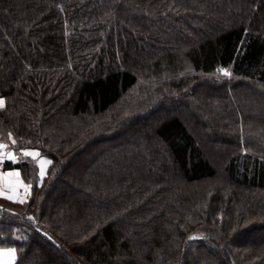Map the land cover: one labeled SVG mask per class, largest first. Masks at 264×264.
I'll return each mask as SVG.
<instances>
[{"label": "trees", "instance_id": "1", "mask_svg": "<svg viewBox=\"0 0 264 264\" xmlns=\"http://www.w3.org/2000/svg\"><path fill=\"white\" fill-rule=\"evenodd\" d=\"M0 100L13 264H264V0H0Z\"/></svg>", "mask_w": 264, "mask_h": 264}, {"label": "crops", "instance_id": "2", "mask_svg": "<svg viewBox=\"0 0 264 264\" xmlns=\"http://www.w3.org/2000/svg\"><path fill=\"white\" fill-rule=\"evenodd\" d=\"M1 145V144H0ZM4 148V146L2 147ZM1 148V149H2ZM25 154L35 156V152L28 151ZM7 158L16 161L17 156L8 152ZM49 160L43 156L37 158L39 175L43 176L48 167ZM0 199L9 202H19L26 200L30 194V185L23 179L20 170L18 169H3L0 172ZM12 196L13 199L6 197ZM13 251L9 248L0 247V264H13Z\"/></svg>", "mask_w": 264, "mask_h": 264}, {"label": "rangeland", "instance_id": "3", "mask_svg": "<svg viewBox=\"0 0 264 264\" xmlns=\"http://www.w3.org/2000/svg\"><path fill=\"white\" fill-rule=\"evenodd\" d=\"M8 152H10V153H12V154H14V155H16L17 156V154L15 153V151H13V150H9L8 148H0V154H1V156H2V158H3V161H4V159H6L7 158V155L6 154H8ZM17 158H18V156H17ZM16 158V159H17ZM14 259V258H13Z\"/></svg>", "mask_w": 264, "mask_h": 264}, {"label": "snow or ice", "instance_id": "4", "mask_svg": "<svg viewBox=\"0 0 264 264\" xmlns=\"http://www.w3.org/2000/svg\"><path fill=\"white\" fill-rule=\"evenodd\" d=\"M219 71H221L222 73H223V75H225V76H228V75H230V73L226 70V69H221V70H219ZM0 105H3V101L2 100H0ZM3 147V145H0V148H2ZM0 195H3V193H0ZM6 198H8V199H13V197L12 196H8V197H6Z\"/></svg>", "mask_w": 264, "mask_h": 264}, {"label": "built area", "instance_id": "5", "mask_svg": "<svg viewBox=\"0 0 264 264\" xmlns=\"http://www.w3.org/2000/svg\"><path fill=\"white\" fill-rule=\"evenodd\" d=\"M3 171V158L0 154V172Z\"/></svg>", "mask_w": 264, "mask_h": 264}]
</instances>
